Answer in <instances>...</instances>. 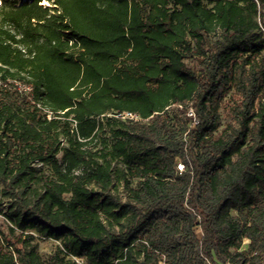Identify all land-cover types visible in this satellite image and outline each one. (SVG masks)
I'll use <instances>...</instances> for the list:
<instances>
[{
  "label": "trees",
  "instance_id": "16d2710c",
  "mask_svg": "<svg viewBox=\"0 0 264 264\" xmlns=\"http://www.w3.org/2000/svg\"><path fill=\"white\" fill-rule=\"evenodd\" d=\"M0 2V264H264V0Z\"/></svg>",
  "mask_w": 264,
  "mask_h": 264
},
{
  "label": "rangeland",
  "instance_id": "374dc122",
  "mask_svg": "<svg viewBox=\"0 0 264 264\" xmlns=\"http://www.w3.org/2000/svg\"><path fill=\"white\" fill-rule=\"evenodd\" d=\"M1 4V2H0ZM42 4H44L45 6H49V2L47 1H42ZM121 167L120 163H114L113 164V170H116L117 168ZM35 170L38 171L39 167L38 165L34 166ZM111 192L115 195H117L121 201H125L127 200V192L122 188V186L118 183L117 180H114L113 183V187L111 188ZM6 206L7 204L4 203L2 206V212L6 211ZM8 222L6 217L4 216V214H0V230L2 231H6V227L8 225ZM195 232L197 234L198 237L201 236V232L199 228L195 229ZM37 250L40 254V256L44 259L46 258V256L52 252L53 250H55V248L58 246V243L56 241L50 240V239H42V238H36V240L34 241ZM242 249L246 248V240H244V243L241 247Z\"/></svg>",
  "mask_w": 264,
  "mask_h": 264
},
{
  "label": "built area",
  "instance_id": "2783aa9c",
  "mask_svg": "<svg viewBox=\"0 0 264 264\" xmlns=\"http://www.w3.org/2000/svg\"><path fill=\"white\" fill-rule=\"evenodd\" d=\"M117 117H120L122 119H129V120H139L138 115L124 111L116 115ZM185 122L188 126L194 125L198 122L197 118L195 117V114L191 108L188 109L187 115L185 118ZM183 169V165L181 163L177 164V170L181 171ZM76 261L80 262V259L76 258Z\"/></svg>",
  "mask_w": 264,
  "mask_h": 264
}]
</instances>
